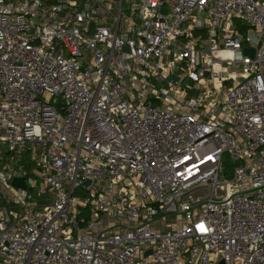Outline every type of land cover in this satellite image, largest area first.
Listing matches in <instances>:
<instances>
[{
  "label": "built area",
  "instance_id": "built-area-1",
  "mask_svg": "<svg viewBox=\"0 0 264 264\" xmlns=\"http://www.w3.org/2000/svg\"><path fill=\"white\" fill-rule=\"evenodd\" d=\"M0 264H264V0H0Z\"/></svg>",
  "mask_w": 264,
  "mask_h": 264
},
{
  "label": "rangeland",
  "instance_id": "rangeland-1",
  "mask_svg": "<svg viewBox=\"0 0 264 264\" xmlns=\"http://www.w3.org/2000/svg\"><path fill=\"white\" fill-rule=\"evenodd\" d=\"M7 149V146H3L2 147V152L4 151V150H6ZM4 156H6V154H4ZM31 193L33 194V196H34V199L36 198V199H38L39 198V200H40V202H42L43 201V199L45 198V197H47V196H53L55 193L54 192H49V194L47 195V196H43V197H40L39 196V193H38V190H35V191H33V190H31ZM38 197V198H37ZM174 218H173V216H168L167 217V226H165V224H163V227H162V230H167V229H169V226L171 227V225L172 224H174ZM166 227H168V228H166Z\"/></svg>",
  "mask_w": 264,
  "mask_h": 264
},
{
  "label": "water",
  "instance_id": "water-1",
  "mask_svg": "<svg viewBox=\"0 0 264 264\" xmlns=\"http://www.w3.org/2000/svg\"><path fill=\"white\" fill-rule=\"evenodd\" d=\"M247 52L253 54L254 53V50L253 49H247ZM59 106H61L62 104L61 103H58ZM91 183L90 180H87L84 184L85 185H89ZM13 184L14 185H21V186H25V183L23 182V180L21 179H14L13 180Z\"/></svg>",
  "mask_w": 264,
  "mask_h": 264
}]
</instances>
